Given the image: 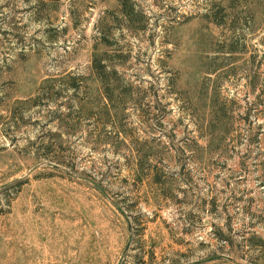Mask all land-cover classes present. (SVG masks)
Wrapping results in <instances>:
<instances>
[{"label": "rangeland", "instance_id": "1", "mask_svg": "<svg viewBox=\"0 0 264 264\" xmlns=\"http://www.w3.org/2000/svg\"><path fill=\"white\" fill-rule=\"evenodd\" d=\"M0 264H264V0H0Z\"/></svg>", "mask_w": 264, "mask_h": 264}, {"label": "trees", "instance_id": "2", "mask_svg": "<svg viewBox=\"0 0 264 264\" xmlns=\"http://www.w3.org/2000/svg\"><path fill=\"white\" fill-rule=\"evenodd\" d=\"M143 165H140V167H142Z\"/></svg>", "mask_w": 264, "mask_h": 264}]
</instances>
